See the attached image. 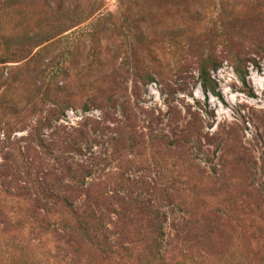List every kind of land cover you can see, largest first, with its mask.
Returning a JSON list of instances; mask_svg holds the SVG:
<instances>
[{
	"label": "rangeland",
	"instance_id": "1",
	"mask_svg": "<svg viewBox=\"0 0 264 264\" xmlns=\"http://www.w3.org/2000/svg\"><path fill=\"white\" fill-rule=\"evenodd\" d=\"M235 2L251 23L222 36ZM254 43L264 0H0V264H264ZM236 53L257 62L246 85ZM204 55L220 97L200 84ZM54 64L65 114L33 104Z\"/></svg>",
	"mask_w": 264,
	"mask_h": 264
},
{
	"label": "trees",
	"instance_id": "2",
	"mask_svg": "<svg viewBox=\"0 0 264 264\" xmlns=\"http://www.w3.org/2000/svg\"><path fill=\"white\" fill-rule=\"evenodd\" d=\"M242 3H244V2H237V3L235 2L233 5H231V7L233 9L231 11L232 13L228 12V10L226 11V9L224 10L225 11L224 13L226 14V16L222 17L219 20V23L221 24V31L220 32H221L222 36L227 35V33H228V27H227L228 24L232 25L234 32H237V33L244 35V32L246 31L245 29L247 28L246 26L249 23H251V15H250V11L245 8V6H246L245 4H243V7H242L243 12L239 13L237 11L238 9H240L238 7V5H240ZM228 17H229V19H228ZM235 22H236V24H235ZM63 23L68 24V26L66 28L65 27L63 28L64 29L63 32H67V31L73 29L74 27H77L80 25V24H75V23L70 24L71 23L70 20H66ZM69 24H70V26H69ZM40 37L41 36L39 35V38H37V37L33 38V40L36 41V42H34V43H36L34 45H36L37 47L41 43L39 41ZM28 41L31 43L30 40H28ZM253 45L255 46L256 50L259 48V50L264 52V49L261 46H257V44H255V43ZM255 54L259 55L258 52H255ZM9 59H11V58L2 55V58H0V61L6 62ZM233 59H234L235 70L238 73L241 81L246 85L248 83L249 70H250V66L247 65V63H253L254 66H256V64H257L256 59L252 58V57H249V58L243 57L242 55L237 54V53L235 54ZM245 64L247 67L244 66ZM54 65L55 66H53V67H54L55 73L52 74L49 81L46 80L47 84L43 87L44 90H43V93H41L42 94L41 99L40 100L34 99L33 104H35L34 106H36L38 108L39 105H41V104L44 105L43 104L44 102L47 103V101H52V103H54L58 106L61 113L65 114V111L69 107V105L66 103V101L69 98V95L67 94L66 91L61 90L62 86H59V84H60L59 80L61 78H63L60 81L64 80L66 82L68 77H66L67 75H65L66 72L64 70V67L61 69L62 64H54ZM221 66H222L221 62H219L216 58H214L210 55H207V56L204 55L199 59L200 84H201L202 88L207 93H211L217 97H220L221 93L218 90L219 86H218L217 82L212 78L211 74H212V71H217L218 69L221 68ZM141 79L143 81L153 80V75H151L149 73H145L143 76H141ZM53 93H55V94H53ZM53 95H57L59 100L54 99ZM86 97H87V99L84 102L83 107H84V109L89 110L90 106H91V102H94V100H93L94 98L91 97V93L87 94ZM37 104H39V105H37ZM9 109L12 110V112L15 115H18L19 112H21L20 110H18L17 106L16 107H14V106L9 107ZM81 228H82V232L84 234L83 237L88 238L89 234H88L87 228L84 226H82Z\"/></svg>",
	"mask_w": 264,
	"mask_h": 264
}]
</instances>
